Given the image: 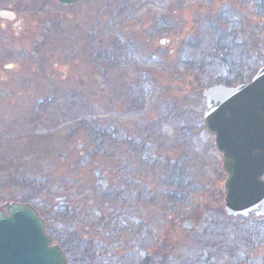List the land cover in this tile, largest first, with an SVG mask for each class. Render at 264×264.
<instances>
[{
	"label": "rangeland",
	"instance_id": "obj_1",
	"mask_svg": "<svg viewBox=\"0 0 264 264\" xmlns=\"http://www.w3.org/2000/svg\"><path fill=\"white\" fill-rule=\"evenodd\" d=\"M28 4L0 0V40L16 18L26 52L39 51L0 56V203L34 196L68 264H140L145 254L193 264L211 251L224 257L209 264L244 252V264H264V217L225 213L222 156L203 123L204 89L248 82L261 65L264 0H50L37 13ZM93 122L112 142L110 155L88 160ZM148 136L144 153L132 146ZM111 183L106 200L99 186Z\"/></svg>",
	"mask_w": 264,
	"mask_h": 264
},
{
	"label": "water",
	"instance_id": "obj_2",
	"mask_svg": "<svg viewBox=\"0 0 264 264\" xmlns=\"http://www.w3.org/2000/svg\"><path fill=\"white\" fill-rule=\"evenodd\" d=\"M203 96V123L222 156L225 213L264 217V55L248 82L212 85ZM0 264H68V259L30 203L4 201L0 203Z\"/></svg>",
	"mask_w": 264,
	"mask_h": 264
},
{
	"label": "trees",
	"instance_id": "obj_3",
	"mask_svg": "<svg viewBox=\"0 0 264 264\" xmlns=\"http://www.w3.org/2000/svg\"><path fill=\"white\" fill-rule=\"evenodd\" d=\"M123 45H124V43H123ZM111 132H112V130L109 132V130L107 131L105 128H103L99 124L98 125L97 124L94 125V122H93L92 129H91V132H90L91 137H92L91 138L92 145L88 146V149H87L89 151V152L87 151L88 160H92L94 158V156L97 157L98 155L99 156H103V157H106V156L110 155L109 150H108V148H110V146H107V145H108V143L112 142V135L110 134ZM149 140L152 141V137L150 138L148 136V137H146V139L141 138L139 141H137L136 139H133V141H132L131 144L134 147H137L138 146L143 151V153H144L145 152V149H146V147H147V145L149 143ZM93 143H94V145H93ZM118 145L121 146V142H118ZM92 148H93V150H92ZM76 156H77V159L79 158V160H80V157H82L78 153L76 154ZM118 169H120V168H118ZM181 186H182V184H178V187H181ZM113 187H115L114 190H115V193H116L117 192L116 189H117L118 186H116L115 183H111L105 189H104V186L103 187L102 186H99V188H102V191L101 192L102 193L104 192L103 193V198L104 199L110 200L111 195H113V197L115 196L114 190L112 189ZM175 192H177V191H175ZM6 196L9 197L12 201H17V202H31L35 206L38 207V205L35 204L34 196L24 194V192H18L16 194H9V195L6 194ZM181 197H182V195H181ZM220 197L221 198L223 197V189H221ZM181 201H182L181 203H185L186 202V198L185 199L183 198ZM63 202L64 201H60V203L57 202L55 204H57L58 206L62 207ZM63 206L66 209L68 208V207H66V205H63ZM102 217L104 218V215H102ZM116 217H118V216H116ZM112 221H114V219ZM46 231L49 232V233L51 232L50 230L48 231V228H47ZM51 233H52L51 235H53V237L55 239L59 240L58 239V237H59L58 235H54L53 232H51ZM228 244L230 245L229 242H228ZM232 249H234V248H232ZM244 254H245L244 260L242 261L241 259H239L234 264H244V262L249 261L250 260L249 253L244 252ZM235 255L237 256V254H235ZM235 255L234 256H229L230 259H233V258L235 259V257H236ZM202 256L204 258L203 260L197 259L193 264H201L202 262H204L206 264H209L211 262V260H213V259H216L217 260L218 257L221 258L223 255L221 253L220 254L219 253L216 254V253H213L211 251L207 255L204 253ZM140 264H151L150 256L148 254L143 255ZM159 264H163V262H159Z\"/></svg>",
	"mask_w": 264,
	"mask_h": 264
},
{
	"label": "flooded vegetation",
	"instance_id": "obj_4",
	"mask_svg": "<svg viewBox=\"0 0 264 264\" xmlns=\"http://www.w3.org/2000/svg\"><path fill=\"white\" fill-rule=\"evenodd\" d=\"M13 1H18V0H13ZM29 1V4H28V6H27V9L28 10H30L31 8L32 9H34V13H37L39 10H40V8L41 7H43V6H45L46 4H48L49 3V1L50 0H28ZM84 0H77L76 2H74V3H61V2H59V1H57V0H54V2L58 5V6H60L61 8H72V7H76V6H78L80 3H82ZM97 2H98V0H91V3H92V5L93 6H95L96 4H97ZM127 2V1H126ZM22 4V3H21ZM36 4H38L39 6H36ZM126 4H128V2L126 3ZM128 7V6H127ZM127 7H123V11L124 10H126L127 9ZM18 10H21V9H18ZM18 10L15 8V11H13V12H18ZM6 14H8V15H11L10 13H9V11L8 12H6ZM66 15L63 17V22H65L66 24H68L67 23V21H68V14L67 13H65ZM6 19V18H5ZM8 22H10V23H12V27H13V29L14 30H10L9 29V25H7V24H2V29H3V31H8L9 33H10V35L13 37H11L10 35H9V37H8V41H5V42H3L2 40H0V56H3V55H5V56H9L10 54L12 55V51H13V55H17V53H14V51H16V50H25V55L27 56V57H30L32 54L31 53H34V54H36L37 52H39L38 51V49H37V47H32L31 48V50H30V48L28 49V54H27V52H26V44H25V42H24V40H23V38H22V35L21 34H19V33H24L26 30H27V25H26V22H21L19 19H13V21L11 22V20H9V19H6ZM167 21L168 20H164V19H162L161 20V26H162V29L161 30H164L165 32H169L170 31V27H168L167 29H166V27H167ZM23 23V24H22ZM15 30H18V31H16L15 32ZM66 30V29H65ZM8 33V34H9ZM13 33H14V35H13ZM34 38H35V34H34ZM120 40H121V38H119ZM19 40H21L22 41V43L20 44L18 41ZM170 39H169V37L167 38V41H169ZM3 43H7V44H3ZM122 43V42H121ZM124 43V47L126 48H130L131 47V42L130 41H124L123 42ZM9 45H13V50H9L8 48L10 47ZM61 45L62 46H65V44H64V39H62V41H61ZM49 46V43L47 44V47ZM62 49H63V51H64V49L66 50V47L64 48V47H62ZM42 52V51H41ZM21 54L19 53V55L18 56H20ZM28 60H30V59H28ZM7 66L8 67H13V65H4V67L3 68H7ZM30 69V76H31V79L32 80H38V79H41V76L38 74V73H36L35 72V66H33V64H32V67L31 68H29ZM29 75V74H28ZM46 79L48 78V77H45ZM44 78V79H45Z\"/></svg>",
	"mask_w": 264,
	"mask_h": 264
}]
</instances>
